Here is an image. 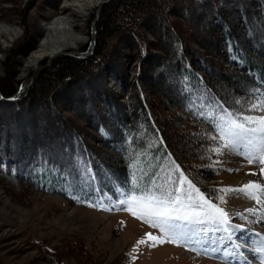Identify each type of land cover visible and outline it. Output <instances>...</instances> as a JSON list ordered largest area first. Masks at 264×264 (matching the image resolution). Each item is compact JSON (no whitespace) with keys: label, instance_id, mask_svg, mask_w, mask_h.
<instances>
[{"label":"trees","instance_id":"16d2710c","mask_svg":"<svg viewBox=\"0 0 264 264\" xmlns=\"http://www.w3.org/2000/svg\"><path fill=\"white\" fill-rule=\"evenodd\" d=\"M103 7L91 56L61 57L27 95L0 99V186L20 203H30L33 192L40 191L84 205L119 190L169 194L187 177L216 201L211 181L200 171L207 172L221 145L220 118L231 115L241 121L243 115L264 114L250 106L253 97L264 96V0H110ZM162 9L164 22L149 23ZM204 22L209 28L201 29L203 41L208 39L215 55L232 67L224 68L197 49L202 39L189 25ZM153 44L159 55L151 54ZM124 56L131 63L140 59L134 78L125 73ZM149 68L155 70V82L147 77ZM72 81L77 82L69 87ZM12 83L0 77L4 96L17 92L20 82ZM38 85L50 88L43 117L55 119L53 126L43 117L44 123L36 125L11 114ZM157 87L160 99L149 94ZM70 88L69 95L61 96ZM62 111L80 122L67 120ZM183 143H194V152H184ZM30 242L47 264H102L80 238L54 247L43 240ZM129 263L121 255L110 264Z\"/></svg>","mask_w":264,"mask_h":264},{"label":"rangeland","instance_id":"374dc122","mask_svg":"<svg viewBox=\"0 0 264 264\" xmlns=\"http://www.w3.org/2000/svg\"><path fill=\"white\" fill-rule=\"evenodd\" d=\"M0 1V77L10 78L15 87L19 82V86L27 81L30 82L27 91L23 93L27 95L38 77L57 59L64 56L81 58L80 53L89 50L94 34L96 35L97 45V22L101 18L103 6L110 0H104L101 7L90 9H84L85 7L80 5L81 2L78 0ZM156 2V5L159 4L158 1ZM74 5L80 6L78 9H81L82 13L70 16ZM15 6L17 7L16 10L12 9ZM150 6H152V3ZM62 7L70 8V10H67V14L58 13ZM172 8L174 9L173 5L171 6ZM194 8L195 6L191 5L190 11ZM165 11L162 9V12L160 10L154 12L155 16L149 18L148 22L154 25L157 20L164 22L162 17H164ZM199 15L197 12V16ZM56 17L59 19H69V23L61 25V30L65 28L68 34L80 37L81 43L78 50H66L52 57L45 55L41 57L40 62L35 68L31 67L24 70L25 61L37 53L36 49L38 45L43 43L45 38L47 39V36L50 35H48L46 29ZM67 20L66 22H68ZM95 27L96 33H94ZM189 28V30L193 29L197 32L193 34L194 36L202 39L205 33L203 34L201 29L206 28L207 31L209 25L206 22L197 25L190 24ZM66 35L65 33H59L58 35H54V37L58 39ZM146 35L151 42L154 41L151 34L147 33ZM201 41L200 47L196 46L198 50L202 49V53H206L208 57H211L209 59H212L215 63H221L224 68L232 67L226 58L220 59L215 55V47L208 39L204 41L202 39ZM113 42L115 43L116 41H111V43ZM153 45V48L150 49L151 54L159 55V47L156 44ZM209 53L212 54L208 55ZM116 56L114 54V60ZM124 59H127L125 73L130 79L134 78L139 71L138 64L140 59L136 57L132 63L127 56H124ZM151 66L153 64H150ZM147 77L152 82H155V70L153 71L152 68H149ZM76 82L72 81L68 86L75 85ZM109 82H111L110 85L114 86L113 88L118 89V86L114 82ZM224 83L227 82H220L221 85H224ZM47 88L46 86L38 85L36 89L34 88L33 95L30 96L29 100L26 99L21 102V105L18 106L19 108L12 107L10 109L14 111L11 114L18 113L20 119H26V121L27 119L32 120L36 125L39 123L43 124L44 122L41 121V117L45 116V113L48 112L47 100L50 88ZM70 90L71 88L63 91L61 96H64L66 93L69 95ZM149 94L152 98L157 99H160L161 95H163L158 87L149 92ZM257 109L258 111L260 110L259 108ZM51 114L53 115V113ZM167 114H173V112L168 111ZM62 115L67 120H71V122H80L77 115L69 111H62ZM47 116L43 117V120L46 121L48 126H53L54 123H57L55 119ZM233 120L239 119L231 115L222 116L219 123L220 130L224 129L227 131ZM243 121L244 117L241 119V122ZM174 133L178 137L183 138L178 130ZM226 144L227 141L221 140V145L217 147L218 149L216 148L215 154L211 157L209 164L211 168L208 166L207 172L204 170L200 171L206 180L211 181L208 185L212 187V190L216 194L217 200L215 205L220 207L219 204H224V207L221 208L231 218L230 227L228 226L227 229L223 224L220 225L222 228L220 232H223V234L219 235V239L226 241L230 235L233 236V233L247 229L253 234L262 235L264 231L261 229L264 228V223L260 221L264 220V215H261L264 213H258L256 210L248 211V209H255L249 205L251 198L245 192L239 191L242 187L239 184L243 176L257 170L260 167V163L258 160L249 163L248 152L250 150L244 148L242 145L236 148L231 144H227V146ZM194 147V143L193 145L191 143H183L182 149L186 153L190 151L193 153ZM199 194L200 192L198 193L189 187L186 181H179V184L174 188V192L168 194V198L170 200L179 198L178 210L182 215H187V219L183 220V222H190L195 227L209 230V225L206 224L208 220L212 219H209L205 214L203 210L205 205L200 199ZM189 196L191 199H189ZM129 197L123 192H119L115 197L106 194L96 197L88 204L71 205L61 196L34 191L30 203H20L0 186V264H47L42 261L41 253L35 248L34 244H31L30 240H43L46 244L54 247L63 240H68V238H80L83 240L92 254L102 264H110L113 259L121 255L127 256L130 259L129 264H229L205 258L204 254L191 250L190 244L188 245L184 241L171 242L167 237H164V233L159 228L153 227L151 223L140 218L138 215H133V212L128 210V203H121V201H125ZM220 197H223V200ZM212 221L211 227L220 223L218 222L219 220ZM259 222L263 224H259ZM214 229L216 228H211L206 233L208 237H205L201 241H209V245L214 243L213 248H215L216 244L213 237ZM223 229H226V231ZM245 232L249 233L248 231H244L243 234ZM148 233L163 238L164 242L159 243L150 240L147 236ZM214 236H217V234H214ZM234 237H236V234ZM140 240H144L145 243H138ZM238 240L240 241V239ZM223 243L230 244L233 247V243L235 242ZM237 245L239 244H235L236 247ZM227 248L230 247L227 246ZM250 248L253 249L255 246L253 247L252 245ZM223 250L221 249L220 251ZM245 251H241L242 256L245 255ZM245 257L253 264H261V260L254 263V261H251V257ZM262 257H264V254ZM233 261L231 260V262Z\"/></svg>","mask_w":264,"mask_h":264},{"label":"snow or ice","instance_id":"6c2138e0","mask_svg":"<svg viewBox=\"0 0 264 264\" xmlns=\"http://www.w3.org/2000/svg\"><path fill=\"white\" fill-rule=\"evenodd\" d=\"M253 100L255 102L250 103V106L253 109L259 108L264 112V96L253 97ZM220 133V139L227 141V144H231L236 148L242 145L244 148L250 150L248 152L249 163L258 160L261 164H264V115L245 116L243 122L233 120L228 130L221 129ZM261 173H264V168L261 169ZM184 181L188 183L189 187L199 193V189H196L195 185L187 180V177H184ZM239 191L245 192L256 203L264 206V199H261L264 196V184L249 180ZM199 195L205 205L203 210L209 219L219 220L222 223L228 222V213L223 208L205 199L203 193ZM189 199H191L190 196ZM220 199L223 200V197H220ZM121 203H128V210L132 211L133 215H138L140 218L151 223L153 227L159 228L164 233V237H167L171 242L176 243L182 237L183 233L179 231V222L186 220L187 215H182L178 210L179 198L170 200L167 193L156 195L146 192L139 196L132 195L127 200L121 201ZM248 211H255V209H248ZM147 236L154 242H164L163 238L153 236L151 233H148ZM138 243H145V241L140 240ZM252 251L257 254H264V242H261V246L253 248Z\"/></svg>","mask_w":264,"mask_h":264},{"label":"bare ground","instance_id":"6f19581e","mask_svg":"<svg viewBox=\"0 0 264 264\" xmlns=\"http://www.w3.org/2000/svg\"><path fill=\"white\" fill-rule=\"evenodd\" d=\"M78 1L81 2L80 5H83L85 7L84 9H90L93 7L94 8L101 7L102 2L104 0H78ZM78 7L74 5V7L72 8L73 10L70 13V16H74V14L76 13H82V10L78 9ZM16 8L17 7L15 6L12 9L16 10ZM67 10H70V8L62 7V9L58 13L67 14L66 13ZM66 20L67 19H63V18L59 19L58 17H56L54 21L52 20V22L50 23L51 25H49V27L46 29L48 35L49 34L50 35L47 36V39L45 38L46 41L44 40L43 43H40L38 45L36 49L37 53L35 55L30 56V58L25 61L24 70H27L31 67L35 68L36 65L40 62L41 57L45 55L48 57H52L66 50H78L79 44L81 43L80 37H77L76 35L68 34L65 28L61 30L64 23L70 22L69 19L67 20L68 22H66ZM59 33H65L67 35L64 36L63 38L55 39L54 35H58ZM262 168H264V164L260 163V167L257 170L243 176L241 183L239 185L243 186L244 184H247L249 180L255 181L260 184H264V173H261ZM261 199H264V196H262ZM249 205L251 207H254L256 212L264 213V206L256 203L254 199H250ZM261 215H264V214H261ZM230 220L231 218L228 217L227 227L231 224ZM260 222L264 223V220H261ZM260 222L259 224H263ZM179 224H180L179 231L183 233L182 237L180 238V241H184L188 243V245L190 244L191 250L204 254L205 258L215 260L219 263L225 262L229 264H253L247 259H245L246 257L241 255V251L246 250L244 252L245 256L251 257V260L253 261H256L257 259L263 260L262 254L254 253L250 247L252 245L253 247L260 246L261 242H264V234L263 235L253 234L251 231H249V229L244 230V231H248L249 233L245 232L243 234L244 231L239 230L237 231V233H233V236L230 235L229 239L224 241V240L219 239V235L223 234V232L222 233L220 232V230L222 229L220 225H222V223L220 222L216 224L217 226L213 225L211 227V225L213 224V221L208 220L206 224V225H209L208 229L211 230V228H214V227L216 228L214 229V232H213V237L215 238L214 242L216 243L215 248H213L214 243H211L209 245V241L204 240L203 242H201L205 237H208L206 233L209 232V230H203V229H200L199 227H195L190 222L181 221ZM226 229H223V230L226 231ZM261 230L264 231V228H262ZM199 232L202 234H200ZM214 234H217V236H214ZM235 234H236V237H234ZM238 239H240V241ZM223 242H226V243L235 242V243H233V247H232L230 244H224ZM237 243L241 244L240 248L235 246V244ZM227 246L230 248H227ZM221 249H224L226 252L224 251L225 253H223V251H220ZM231 258H234V262H231L230 260Z\"/></svg>","mask_w":264,"mask_h":264},{"label":"water","instance_id":"95a60500","mask_svg":"<svg viewBox=\"0 0 264 264\" xmlns=\"http://www.w3.org/2000/svg\"><path fill=\"white\" fill-rule=\"evenodd\" d=\"M95 31H96V27H95V29H94V33H96ZM95 47H96V35L94 34V36H93V41H92V43H91V46H90L89 50L86 51V52H84V53H80V57H81V58H87L88 56H91V55L93 54V52H94ZM70 54H72V53H70ZM31 81H32V80H31ZM29 85H30V82L27 81L26 83H24V84H22L21 86H19V88H18V90H17L16 93H14L13 95H10V96H4V95L1 93V91H0V99H1V100H15V99H17L20 95H22L24 92L27 91Z\"/></svg>","mask_w":264,"mask_h":264}]
</instances>
